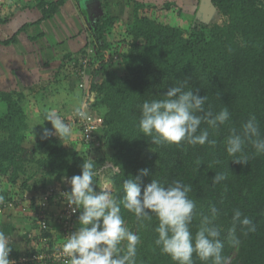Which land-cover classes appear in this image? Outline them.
<instances>
[{
	"label": "trees",
	"instance_id": "obj_1",
	"mask_svg": "<svg viewBox=\"0 0 264 264\" xmlns=\"http://www.w3.org/2000/svg\"><path fill=\"white\" fill-rule=\"evenodd\" d=\"M211 1L225 18L222 24L196 22L185 29L188 16L176 2L156 5L133 0V21L120 29L125 33L122 38H112L117 17L94 20L87 29L88 42L82 53L92 45L96 54L83 89L89 108L97 110L100 117L97 120L94 113L101 126L96 136L112 152L108 159L93 160L97 171L94 188L96 191L99 172L108 163L118 170H111L113 197L118 199L124 196L123 181L135 178L141 169L149 172L141 177L142 193L152 179L165 187L180 180L191 185L188 196L196 203L190 225L193 236L203 217L211 216L215 207L218 215L214 224L220 228L222 255L228 264H264V154H258L249 142L244 146L247 164L235 162L237 157L226 152L231 130L241 132L251 116L256 117L264 138V0ZM64 3L65 0L42 2L39 7L43 17L36 24L54 17ZM3 23L0 15V24ZM16 37L0 39V44H16ZM119 44L127 48L121 56L127 76L110 63ZM184 80L188 81L185 90L198 89L199 96L208 97L206 111L215 114L224 107L229 110V121L217 129L207 123L200 125V129L208 130L214 144L157 145L139 130L142 103L164 98L168 88ZM26 98L24 92L0 89V183L18 186L21 192L31 194L43 192L53 181L63 182L81 174V165L89 159L90 152L67 148V139L60 140L55 135L41 139L45 128L52 129L51 123L45 121V110L49 109H43L44 126L35 132L26 111ZM29 133L36 136L32 147L26 142ZM90 146L93 147H86ZM216 173L224 174L226 179L214 184ZM236 209L253 221L256 231L243 235L238 226L240 243L233 246L228 231ZM121 216L125 226L141 238L137 264H177L155 244L159 221L154 215L150 222L141 224L121 205ZM45 235L50 237L49 233ZM193 261L212 264L211 260L201 261L195 253Z\"/></svg>",
	"mask_w": 264,
	"mask_h": 264
},
{
	"label": "clouds",
	"instance_id": "obj_2",
	"mask_svg": "<svg viewBox=\"0 0 264 264\" xmlns=\"http://www.w3.org/2000/svg\"><path fill=\"white\" fill-rule=\"evenodd\" d=\"M187 84V80L181 81L168 88L164 98L142 103L138 127L144 136L151 137L153 143L174 144L177 147L183 143L214 144V140H209L208 130L200 129V125L207 123L215 130L229 121L227 107L215 114L206 111L208 97L199 96L198 89L195 92L193 89L185 90ZM45 112V121L51 123L52 129L45 128L41 139L54 135L60 140L70 138V125L54 110ZM78 114L81 117L84 115L82 112ZM246 142L251 143L258 154H264V138H261L255 116L243 124L241 132L233 128L226 139V152L237 157L234 160L237 163H248L244 156ZM148 174L147 169H141L135 178L130 176L125 179L122 185L124 196L118 199L107 191H95L97 171L94 161L89 158L83 162L81 174L72 176L69 181L70 192L62 194L73 213L80 211L79 227L66 236L62 247L66 264H137V245L141 243V238L125 226L121 205L141 224L150 222L153 215L158 219L155 244L177 264H194V253L204 262L211 260L212 264H228L227 258L222 255L224 244L220 239V228L214 224L217 209L213 207L211 216L203 217L199 230L193 236L190 225L196 214V203L188 196L192 191L191 185L175 180L165 187L152 179L142 193L141 177ZM225 179L224 174L216 173L213 183ZM3 202L4 197L0 196V203ZM238 226L243 235L256 231V225L250 218L243 216L239 209L234 210L232 227L228 231L229 242L233 246L240 243ZM11 236L0 227V264H14L9 259Z\"/></svg>",
	"mask_w": 264,
	"mask_h": 264
},
{
	"label": "crops",
	"instance_id": "obj_3",
	"mask_svg": "<svg viewBox=\"0 0 264 264\" xmlns=\"http://www.w3.org/2000/svg\"><path fill=\"white\" fill-rule=\"evenodd\" d=\"M44 1L54 3L59 0L5 1L6 4L3 5V10L6 12L4 15L8 16L7 18L2 19L4 21L8 19L6 27L17 28L13 31L14 35L8 37L6 40L17 36V43L9 46L0 44V52L2 51L0 59L3 61L1 72L3 76L10 75L11 77L15 74H26L27 76L32 74L39 75L49 73L57 76L58 73L61 74L58 78L61 81H58V83L54 80L50 83V80L45 81L44 79L42 81L39 79V82L35 84L42 86L40 91L49 90L55 92V94L59 95L56 96L59 100L62 99L63 96L61 97V94H59L60 88L56 87V84L59 85L60 83H63L64 88L62 87L61 93L64 91L67 93L68 91L69 94L67 93L62 99L59 103V107L61 106V109L65 108V112L67 113L70 112L69 110H76L75 113H78L82 109L89 108V105L86 102V93L81 91L78 86L75 88L71 87L74 83L78 84V81L77 78L69 79L66 76V67L64 68L67 64L66 59L67 57H74L75 59L80 58L83 54L82 51L85 49L88 42L87 29L92 27L93 21L102 19L104 16L120 18L121 16L118 12L125 10L123 7H120V4L122 2L124 4L125 0H65V3L60 7L54 17L38 25L36 23L43 17L39 5ZM136 1L150 3L149 0ZM115 4H117L116 7L118 6L116 10L114 9ZM113 10L117 13H114ZM26 26L27 29L24 30ZM72 27L74 29H71ZM68 31L69 33H67ZM62 59H64V61L59 63ZM63 68L65 70H63ZM15 85L17 86V84ZM16 91L22 92L20 89H17ZM31 106L33 107L35 105L31 104ZM42 106L43 109L51 107L49 104H44ZM3 112L4 109H2V113ZM89 113L94 116L92 110L89 111ZM73 117H75V115L70 118L71 124L74 120ZM67 140L65 142V146H67ZM66 183L67 181H53L50 185L55 187L60 192L65 188ZM11 187L12 186H9L8 184L0 183V195L5 198L11 196L14 200H21L25 211L22 207H19L16 210H4V212L0 214V227L12 235L11 253L13 255H31L35 252L36 248L28 235L31 233L34 238L41 235V232L34 220V214L36 211L35 208H37L41 191H33L31 194H25L20 191L18 186ZM61 208V201H54L48 210L51 224L49 240L50 248H52V250L58 247H63L65 242L61 226L56 222V220H54V215L57 214ZM36 247L40 249L39 246ZM45 250L48 252L47 249ZM42 251L43 250H41V252ZM41 264L60 263L54 262L53 260H45Z\"/></svg>",
	"mask_w": 264,
	"mask_h": 264
},
{
	"label": "rangeland",
	"instance_id": "obj_4",
	"mask_svg": "<svg viewBox=\"0 0 264 264\" xmlns=\"http://www.w3.org/2000/svg\"><path fill=\"white\" fill-rule=\"evenodd\" d=\"M5 1L6 0H0V9H1L0 15L2 18H7V16H8V15L7 16L4 15V13H6L3 10V5L6 4ZM149 1H150V4H156V5H162L168 1L176 2L179 6L182 7L184 13L188 16L189 22L184 26L185 29L190 27V25H192L193 23H196V22H202L206 25H213L215 23L222 24L224 19H225L219 13L217 8H215L213 6V4L211 3L210 0H149ZM116 5L117 4L114 5L115 10L118 7V6L116 7ZM133 6H134L133 0H125L124 4H123V2L120 4V7H123V9H125V10L118 12V14L121 17L118 18L117 21L114 22L115 28H114V32L112 34V38L120 39V38H122L121 34L124 36L125 33L122 32L123 30H120V29L121 28L123 29L125 25H127V24L129 25L132 23V21H133V16H132ZM115 10H113V12ZM114 13H117V12H114ZM104 18H107V16H104ZM7 22H8V19L5 21V23L0 24V39L1 40H6V39H8V37L14 35L13 31L15 29H17V28L6 27ZM34 29H33V31H34ZM71 29H74V28L72 27ZM69 31L67 33H69ZM117 50L115 49V52H117V54H116V56H114L115 58L110 59V63L112 66H114V68H116L118 70V72L121 75L127 76V72H126L125 68L123 67V65L121 64V56L126 53L127 48L124 44H119L117 46ZM1 52H0V55H2ZM63 61H64V59H62L59 63H61ZM66 62L68 63V65L66 64L64 66V68L66 67L65 68L66 71L68 73H70V76H68V78L69 79L77 78L76 75L73 73L71 66H69L72 63L67 61V60H66ZM2 66H3V61H1V59H0V89L12 91V92L16 91L17 89H20L22 92H24V94H26V97H27L26 101L28 103V104L26 103V111L29 112L28 114L30 116V121L32 124L31 126H33L32 130L37 132L39 129H41L44 126L45 121H42V119H41L42 112H43V106L42 105H44V104L48 105L49 104V106H51L49 108L47 107L49 109V111L54 110L58 115H60V117L65 121V123L69 124L70 127L72 128V135L67 140V146H66L67 148H71V149L76 148L77 150H81V149L86 150V152H90L89 158L92 160L97 159V158H106V159L110 158V156L112 154L111 150L107 149L104 146L102 139H99V137H97V136L95 137L94 142L92 143L93 147H91V146L86 147L88 144H84V142L82 140L83 132H82L80 126L77 125V121H76L77 113H75L76 110H72V111L69 110L70 111L69 112L70 114H69V113L65 112V110H66L65 108L61 109V106L59 107V103L62 101V99L66 96L67 93L69 94L68 91H67V93H65V91L63 93H61V89L64 86L63 83H60L59 85L56 84V87L60 88L59 94H61V97L63 96V98L59 99V100L56 97L59 95L55 94V92H52L49 90L40 91V88L42 86H40L39 84L36 85L39 82V79H41L42 81L44 79H45V81L50 80V83H52L51 81L54 80L56 83H58V81H61L58 79L61 74L58 73V75L55 76L54 74H50V73L49 74H39V75H33L32 73H30L32 75L27 76L26 74H24V75L15 74L13 77H11L10 75L3 76L2 72H1ZM64 68H63V70H65ZM15 84H17V86ZM76 86H78V84H76V83L71 85V87H74V88ZM81 91H83L85 93L84 89H81ZM32 102H34V103H32ZM31 104H34L35 106L32 107ZM87 110H89V108L83 109V111L86 113V115H91V113H89V111H91V109L89 111H87ZM93 113L97 114V110ZM0 115H1V110H0ZM73 115H75V117H73L74 120L72 122V124H73L72 125L70 123V118ZM96 118L98 120V118H100L99 115L96 116ZM35 138H36V136L34 134H31V133L28 134V137H27L28 140L26 141L28 147L33 146ZM106 162H108V161H106ZM106 162H105V164H106ZM106 165H112V164L108 163ZM31 168L32 167H30V169ZM115 169L117 170V168H115ZM99 173H100V175H98V176H99L100 182H99V185L97 187L96 192L99 193L102 191H107L113 196L114 187H113V184L111 181V177L113 176L111 170L110 169H107V170L102 169ZM78 227H79V225H78Z\"/></svg>",
	"mask_w": 264,
	"mask_h": 264
},
{
	"label": "built area",
	"instance_id": "obj_5",
	"mask_svg": "<svg viewBox=\"0 0 264 264\" xmlns=\"http://www.w3.org/2000/svg\"><path fill=\"white\" fill-rule=\"evenodd\" d=\"M95 54L96 49L90 45L88 46L84 55L82 54L78 60L71 62L72 64L69 63V66H71L72 71L77 77L78 87L80 89L86 87V76L88 71L91 69L92 64L94 63ZM79 112L84 113L83 117L78 114ZM79 112L76 115V121L77 125L80 126L83 132L82 140L85 144H92L97 133L101 131V126L92 114L86 115L83 109ZM105 169H110L112 172L118 171L112 165H106ZM66 181V186L62 191L59 192L55 187L50 185L40 194L37 208H35L36 211L34 214V220L41 232V235L37 238H34L33 234L31 233L28 235V237L32 240L36 250L31 255L27 254L16 256L10 253L9 259L14 261V264H41L45 260H53L54 262L60 264H66L67 258L63 254L62 247L52 250V248H50V240L45 235L50 233L51 230L48 210L54 201H61L62 203V208L57 214L54 215V220L60 224L64 240L66 239V236L70 235L78 228V216L80 211L78 210L77 212L73 213L62 195L63 193L70 192L71 190V185L69 183L70 180H65V182ZM19 207H22V209L25 211L21 200L7 199L4 197V202L0 203V214L4 212V210H16ZM36 246H39L40 249H38ZM45 249H47L48 252H46ZM41 250L43 251L41 252Z\"/></svg>",
	"mask_w": 264,
	"mask_h": 264
},
{
	"label": "water",
	"instance_id": "obj_6",
	"mask_svg": "<svg viewBox=\"0 0 264 264\" xmlns=\"http://www.w3.org/2000/svg\"><path fill=\"white\" fill-rule=\"evenodd\" d=\"M211 1V0H210ZM211 3H212V1H211Z\"/></svg>",
	"mask_w": 264,
	"mask_h": 264
}]
</instances>
